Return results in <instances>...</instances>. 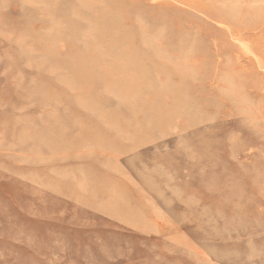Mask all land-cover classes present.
<instances>
[{
	"label": "rangeland",
	"instance_id": "374dc122",
	"mask_svg": "<svg viewBox=\"0 0 264 264\" xmlns=\"http://www.w3.org/2000/svg\"><path fill=\"white\" fill-rule=\"evenodd\" d=\"M0 264H264V0H0Z\"/></svg>",
	"mask_w": 264,
	"mask_h": 264
}]
</instances>
